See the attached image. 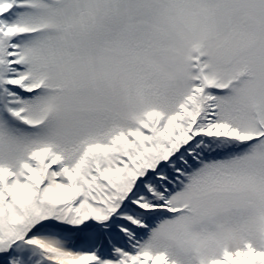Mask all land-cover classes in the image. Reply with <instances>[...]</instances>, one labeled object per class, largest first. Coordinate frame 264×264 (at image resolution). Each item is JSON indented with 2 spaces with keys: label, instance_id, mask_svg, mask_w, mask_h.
<instances>
[{
  "label": "snow or ice",
  "instance_id": "snow-or-ice-1",
  "mask_svg": "<svg viewBox=\"0 0 264 264\" xmlns=\"http://www.w3.org/2000/svg\"><path fill=\"white\" fill-rule=\"evenodd\" d=\"M0 264H264V0H0Z\"/></svg>",
  "mask_w": 264,
  "mask_h": 264
}]
</instances>
